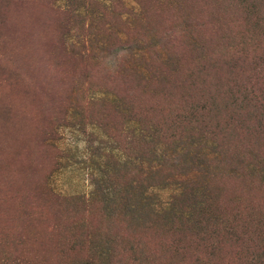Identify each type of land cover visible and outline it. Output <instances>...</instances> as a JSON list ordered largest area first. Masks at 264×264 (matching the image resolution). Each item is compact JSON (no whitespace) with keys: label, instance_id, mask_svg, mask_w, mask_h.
Masks as SVG:
<instances>
[{"label":"trees","instance_id":"trees-1","mask_svg":"<svg viewBox=\"0 0 264 264\" xmlns=\"http://www.w3.org/2000/svg\"><path fill=\"white\" fill-rule=\"evenodd\" d=\"M74 1L0 0V47L33 44L30 7L50 8L82 76L70 95L89 91L127 157L113 155L106 200L63 198L59 259L38 232L0 222V264H264V0H134L144 30L95 0L90 35L94 21L113 31L89 50L70 46L71 14L87 6ZM81 221L86 238L73 241Z\"/></svg>","mask_w":264,"mask_h":264},{"label":"rangeland","instance_id":"rangeland-1","mask_svg":"<svg viewBox=\"0 0 264 264\" xmlns=\"http://www.w3.org/2000/svg\"><path fill=\"white\" fill-rule=\"evenodd\" d=\"M71 1L74 6L79 4ZM97 1L106 4L114 14H123L136 27L150 29L144 20L137 19L134 0ZM94 2L86 0L81 16L71 14L72 49H95L113 31L107 32L102 23L94 21L98 29L93 32L97 33L90 35L92 16L87 15V9L101 8ZM30 10L29 16L36 24L35 33L31 34L33 44L9 51L0 47V222L26 227L33 234L38 232L34 241L37 247L47 256L59 259L65 223L63 198L85 201L97 195L106 200L105 172L111 174L119 166L113 155L124 162L128 150L125 141L120 145L109 136V126L103 128L97 123L94 112L98 109L92 110L88 104L89 91H84L86 98L78 93L70 95L73 83L82 76L78 65L63 56L55 13L41 4L31 5ZM72 100L85 105L68 108ZM119 128L123 133H131L126 125ZM9 171L15 182L7 179ZM83 203L77 202L76 207L81 209L77 217H86L96 224L98 216ZM86 207L90 213L84 211ZM82 223L74 225L78 234H72L73 241L85 240Z\"/></svg>","mask_w":264,"mask_h":264}]
</instances>
